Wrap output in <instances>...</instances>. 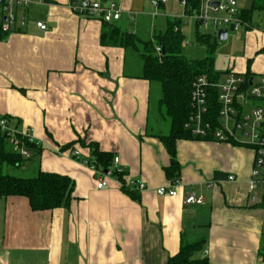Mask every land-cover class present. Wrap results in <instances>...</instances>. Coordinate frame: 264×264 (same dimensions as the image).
Returning a JSON list of instances; mask_svg holds the SVG:
<instances>
[{
	"label": "crops",
	"instance_id": "1",
	"mask_svg": "<svg viewBox=\"0 0 264 264\" xmlns=\"http://www.w3.org/2000/svg\"><path fill=\"white\" fill-rule=\"evenodd\" d=\"M92 1L114 3L121 16L112 22L143 41L179 18L167 12V0ZM71 2L82 0H31L26 25L0 38V115L18 132L28 130L40 148L28 149L30 157L15 167L74 181L67 208L32 210L24 196L0 197V264H166L182 241L199 240L194 256L208 264H262L264 194L248 190L253 149L178 139L177 194H157L171 185L160 138L171 120L159 106L160 84L142 77L139 51L102 45V21L73 11ZM251 25L226 71L256 81L264 75V27ZM94 149L118 156L123 179L146 188L131 195L113 176L96 188L93 169L82 161ZM190 191L203 202L184 204Z\"/></svg>",
	"mask_w": 264,
	"mask_h": 264
},
{
	"label": "built area",
	"instance_id": "2",
	"mask_svg": "<svg viewBox=\"0 0 264 264\" xmlns=\"http://www.w3.org/2000/svg\"><path fill=\"white\" fill-rule=\"evenodd\" d=\"M31 0H0V29L9 32L23 28L27 23L26 8ZM248 0H199V6L191 10L199 24L205 28L212 26L228 28L234 24L235 29L246 26L247 23L240 17V12ZM154 6L165 3L166 0H151ZM184 9L187 0H180ZM73 11L98 18L106 22L118 20L121 10L114 3L104 5L98 1L82 0L81 5L70 3ZM222 13L223 16L213 17V14ZM36 27L46 30L47 25L42 21L36 22ZM219 28V29H220ZM218 30V28H217ZM211 89L215 90L216 110L211 112ZM184 127L193 137L218 142H232L241 146L251 147L254 151V160L248 182L249 192L258 191L264 194V75L256 81L250 75L226 71L223 79L211 81L206 74L197 75L191 84L190 112ZM0 131L6 135L10 147L23 158H29L30 152L25 142H33L27 131L18 132L9 126V120L0 115ZM74 158H79L77 151L72 152ZM94 171L96 188L108 185V178L115 177L120 186L140 192L146 188L141 180L123 179L122 169L119 167V157L114 156L108 168H102L87 159L82 160ZM120 174V175H118ZM228 180L236 177L230 174ZM178 179L170 186L156 190L159 195L174 196L177 194ZM202 196L190 191L184 198V204H201ZM264 240V232H263ZM261 263L264 264V244L261 248ZM206 252V250H205Z\"/></svg>",
	"mask_w": 264,
	"mask_h": 264
},
{
	"label": "trees",
	"instance_id": "3",
	"mask_svg": "<svg viewBox=\"0 0 264 264\" xmlns=\"http://www.w3.org/2000/svg\"><path fill=\"white\" fill-rule=\"evenodd\" d=\"M199 6V0H187L186 13ZM255 10H264V0H251L250 8H243L240 17L251 25L252 14ZM104 28L101 31L102 45L132 47L139 51L143 58L142 77L149 81H157L161 87L159 106L171 120V129L167 135L160 136L170 155V165L164 168L170 182L178 179L180 164L176 159L175 143L178 139L196 138L184 127L190 112V92L193 79L200 74H206L211 81L220 78V72L214 69V51L217 37L212 34H199L197 39L207 46V55L201 59H188L183 53L185 42L181 30V20L170 19L163 33L153 35L148 40H140L135 34L121 29L113 22L101 20ZM6 33L0 29V38ZM247 75V74H246ZM211 112L216 110L215 90L211 89ZM6 135L0 131V197L24 196L28 199L32 210H49L58 207L67 208L72 199L74 181L67 175L55 172L39 171L34 176H16L4 171L5 165L16 166L24 159L11 148ZM32 142H25L27 149L33 154L40 148ZM113 156L110 152L94 149L92 157L87 162L102 168L111 165ZM120 175V174H118ZM121 189L131 195L139 192L126 187ZM261 205L264 207V195ZM204 240L195 242L182 241L179 251L170 256L166 264H208L206 257H195Z\"/></svg>",
	"mask_w": 264,
	"mask_h": 264
},
{
	"label": "rangeland",
	"instance_id": "4",
	"mask_svg": "<svg viewBox=\"0 0 264 264\" xmlns=\"http://www.w3.org/2000/svg\"><path fill=\"white\" fill-rule=\"evenodd\" d=\"M167 12L172 9L174 16H177L181 20V30L185 37V42L183 46L184 55L191 60H197L205 57L207 55V46L205 43L200 42L197 39V33L199 34H212L216 36L217 28L219 29L223 25L219 24L217 28L209 26L205 28L203 25L199 24L196 17L192 14L185 13L183 7L180 3V0H167ZM246 8H250L251 0L244 2L243 4ZM223 16L222 13L213 14V17ZM254 26H263L264 27V10H255L253 12L252 18ZM244 25L239 26L234 31L228 32V35L225 39H217L215 51H214V69L220 72V78L223 79L226 68L228 66L227 60L229 55L239 51V43L242 39L244 32ZM157 82V81H155ZM8 148H11L8 145ZM32 160V159H30ZM8 172L11 175L16 176H32L29 172L21 170L19 167L8 165Z\"/></svg>",
	"mask_w": 264,
	"mask_h": 264
},
{
	"label": "water",
	"instance_id": "5",
	"mask_svg": "<svg viewBox=\"0 0 264 264\" xmlns=\"http://www.w3.org/2000/svg\"><path fill=\"white\" fill-rule=\"evenodd\" d=\"M199 23H201V22H199ZM234 30H235L234 24H230V26L228 28H220V29H218L217 33H216V37L219 40H223V39H225L227 37L228 32L234 31Z\"/></svg>",
	"mask_w": 264,
	"mask_h": 264
}]
</instances>
